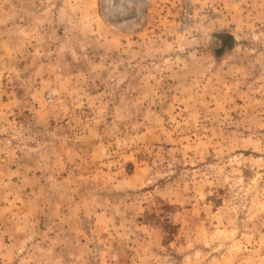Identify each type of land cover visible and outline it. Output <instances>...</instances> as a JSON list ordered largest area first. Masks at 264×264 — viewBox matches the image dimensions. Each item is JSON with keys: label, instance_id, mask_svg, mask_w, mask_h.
<instances>
[{"label": "rangeland", "instance_id": "rangeland-1", "mask_svg": "<svg viewBox=\"0 0 264 264\" xmlns=\"http://www.w3.org/2000/svg\"><path fill=\"white\" fill-rule=\"evenodd\" d=\"M0 264H264V0H0Z\"/></svg>", "mask_w": 264, "mask_h": 264}]
</instances>
